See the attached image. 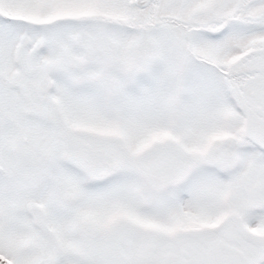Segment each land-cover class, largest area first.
<instances>
[{
  "label": "snow or ice",
  "instance_id": "6c2138e0",
  "mask_svg": "<svg viewBox=\"0 0 264 264\" xmlns=\"http://www.w3.org/2000/svg\"><path fill=\"white\" fill-rule=\"evenodd\" d=\"M0 264H264V0H0Z\"/></svg>",
  "mask_w": 264,
  "mask_h": 264
}]
</instances>
